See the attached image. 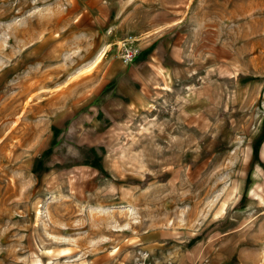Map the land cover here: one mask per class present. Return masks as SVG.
<instances>
[{
	"label": "rangeland",
	"instance_id": "obj_1",
	"mask_svg": "<svg viewBox=\"0 0 264 264\" xmlns=\"http://www.w3.org/2000/svg\"><path fill=\"white\" fill-rule=\"evenodd\" d=\"M158 262L264 264V0H0V264Z\"/></svg>",
	"mask_w": 264,
	"mask_h": 264
},
{
	"label": "built area",
	"instance_id": "obj_2",
	"mask_svg": "<svg viewBox=\"0 0 264 264\" xmlns=\"http://www.w3.org/2000/svg\"><path fill=\"white\" fill-rule=\"evenodd\" d=\"M136 53L133 51H128L125 55H124V60L125 62L129 63L132 62L134 60Z\"/></svg>",
	"mask_w": 264,
	"mask_h": 264
},
{
	"label": "crops",
	"instance_id": "obj_3",
	"mask_svg": "<svg viewBox=\"0 0 264 264\" xmlns=\"http://www.w3.org/2000/svg\"><path fill=\"white\" fill-rule=\"evenodd\" d=\"M159 261V260H158ZM158 264H159V262H158Z\"/></svg>",
	"mask_w": 264,
	"mask_h": 264
},
{
	"label": "bare ground",
	"instance_id": "obj_4",
	"mask_svg": "<svg viewBox=\"0 0 264 264\" xmlns=\"http://www.w3.org/2000/svg\"><path fill=\"white\" fill-rule=\"evenodd\" d=\"M102 54V53H101ZM104 54V53H103Z\"/></svg>",
	"mask_w": 264,
	"mask_h": 264
}]
</instances>
